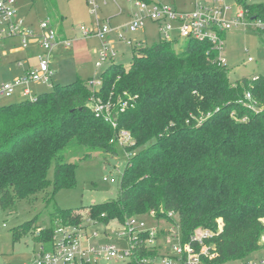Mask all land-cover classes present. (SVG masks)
Wrapping results in <instances>:
<instances>
[{
  "label": "trees",
  "instance_id": "16d2710c",
  "mask_svg": "<svg viewBox=\"0 0 264 264\" xmlns=\"http://www.w3.org/2000/svg\"><path fill=\"white\" fill-rule=\"evenodd\" d=\"M238 3L249 15L264 17V3ZM172 43L161 39L138 46L131 65L113 63L95 90L77 79L54 84L37 101L0 104L1 202L52 184L54 190L73 187L77 165L65 161L64 152L72 148L117 155L120 130L126 129L133 143L124 146L129 156L119 195L91 204L92 220L123 224L133 215L154 211L156 218L174 222L184 241L207 228L215 235L206 243L218 255L206 258V264L247 260L262 248L264 76L235 83L207 40L187 39L180 51ZM248 91L255 108L242 101ZM93 98L112 104L117 128L96 115ZM54 163L52 181L48 175ZM81 211L56 210L52 224L40 227L36 240L49 248L58 227L83 222ZM145 249L136 253L141 258L154 255Z\"/></svg>",
  "mask_w": 264,
  "mask_h": 264
},
{
  "label": "rangeland",
  "instance_id": "374dc122",
  "mask_svg": "<svg viewBox=\"0 0 264 264\" xmlns=\"http://www.w3.org/2000/svg\"><path fill=\"white\" fill-rule=\"evenodd\" d=\"M161 1L169 3L179 10L194 8L192 5L194 0ZM246 1L248 4L264 3V0ZM100 2L99 16H96L92 12L88 0H17L16 8L20 16L26 19V24L33 23L35 25L42 20L51 19L55 27H59V23H62L63 27L68 29V33L70 30L72 31V35L70 33L67 36L68 38H75V34L82 35L78 39H72L73 43L67 49V54H64L62 59L61 57L60 60L57 59L58 62L55 61L56 76H54L53 84L68 83L81 79L88 87L98 88L100 86L99 77L113 63H121L125 67L131 65L134 59V47L127 45L125 43L126 39L135 41L136 37L141 38L146 46L154 45L162 39L159 25L150 19H147L145 28L135 32H130L127 29L132 14L137 10L131 0H122L119 5L114 2L105 4L102 3V0ZM225 3L231 6L227 17L231 20L236 18L240 9L238 0H225ZM120 6L123 10L120 9ZM103 19H110L111 25L114 27L107 41L109 42L111 39V44L118 50V55L114 57L115 59L113 58V62L108 59L100 68H97L96 63L99 54L95 50L100 49L102 44H100L95 33L89 38L83 37L80 27L85 26L87 29L95 30L97 23L103 21ZM119 29H121L125 39L120 38ZM178 34V32H174V35ZM17 39L19 38H16V41ZM10 41L6 42V53H0V84L14 81L20 77L22 72L24 74L27 68L25 63L20 64L15 59L23 51H18L12 43L8 44ZM186 41L185 38L173 41L174 49L180 51ZM78 42H81L84 47L81 48L80 46L79 48ZM75 45L77 47L76 52H74ZM222 57L228 66L230 79L235 83L244 77L252 79L256 75L264 76V29H259L255 24L249 22L234 25L225 34V48ZM250 58L252 61H250ZM36 64L37 59H33L32 67ZM91 79L96 80L95 85L90 84ZM19 88L17 89L19 90ZM17 89L9 96L1 95L0 104L7 105L14 99L18 100ZM41 89H46L44 93H47L53 90V86L47 87L46 84V87ZM260 107L264 108V103ZM89 152L88 150L76 151L70 148L63 154L65 161L77 165L76 181L73 187H60L54 190L52 184L45 191L25 198L12 199L4 204L1 202L0 197V264H29L34 251L40 245L36 240L39 228L49 227L52 224V214L58 209H73L74 211L82 209L81 214L83 216L81 215V219L83 222L79 226L89 234L94 233V231L98 232V237L92 238V243L113 242L121 248L130 247L132 240L124 233V223H120L117 219H111L108 223L98 222L89 217L88 211V207L93 203H101L118 197L120 182L128 161L129 152L122 145H120L117 155L106 154L101 151ZM48 176L54 181L55 163L51 167ZM105 176L114 178L115 181H105ZM136 216L145 222L144 229H157L160 233L163 232L155 241L156 244H166L165 239L162 237L171 235L169 231L172 229L178 231L174 222L163 217L156 218L150 212L136 214L132 217ZM30 221L33 222V226L28 227L26 223ZM218 223L222 225L224 223L223 219L220 218ZM122 233L123 235H121ZM176 243L180 242L174 239L173 245ZM143 250L140 249V251ZM145 250L154 254L148 257V259L154 258V260L144 262L142 259L147 257L141 258L139 252H137L134 256L111 261L100 260L99 262H93V264H164L163 255L166 253L174 254L172 247L165 246L161 249L148 250L146 248ZM247 261L260 264L264 262V246L250 254Z\"/></svg>",
  "mask_w": 264,
  "mask_h": 264
},
{
  "label": "built area",
  "instance_id": "2783aa9c",
  "mask_svg": "<svg viewBox=\"0 0 264 264\" xmlns=\"http://www.w3.org/2000/svg\"><path fill=\"white\" fill-rule=\"evenodd\" d=\"M101 0H88L92 7V12L99 16ZM108 0H102L107 2ZM119 2L121 0H112ZM129 1V0H128ZM137 10L132 20L127 24L130 32L138 31L146 27L147 19L156 22L160 27L162 39L166 41H175L179 38L207 40L212 49L218 54L217 58L224 61L222 54L225 48V34L234 25L249 22L255 24L259 29H264V17L256 18L249 15L240 5V9L236 18L232 20L227 17V13L231 6L225 3V0H194L192 2L193 9L179 10L169 3L161 0H131ZM17 0H0V53H6V42L20 39V48H27L36 40L41 47V51L37 55V66L29 69L25 74L18 77L14 81L2 82L0 84V96L11 95L18 87L24 89V94L31 101H37L38 96L32 94L31 84L39 82L52 85L53 70L51 68L52 53L58 41L57 31L52 24L51 19L42 20L40 30L36 31L26 24V19L18 13L16 8ZM114 27L110 20L98 22L96 29H87L81 26V30L86 35L96 34L102 40V47L99 50V59L96 66L100 68L103 63L117 56L116 49L108 42L109 34ZM120 32V33H119ZM121 39H125L124 34L119 31ZM178 32V35H174ZM129 45L140 46L142 43L132 39H126ZM69 45V41H65ZM250 61L252 59L250 58ZM90 84H96L95 79L90 80ZM100 84V82H99ZM97 87H94V90ZM250 107H256L255 99L252 92H246L242 100ZM97 116H102L106 121L110 122L114 128L118 127L117 117L114 113L113 106L110 102H104L100 98H93L91 102ZM127 106L124 102L121 110ZM247 120V117L244 118ZM119 143L122 146L131 145L133 143L132 134L121 129L119 133ZM105 181L114 182V178L104 177ZM150 214L155 216V212ZM124 233L132 240L129 248H121L117 243H92V238L98 237V232L89 234L81 226L58 227L55 233V243L49 248L45 243H40L39 248L34 251V255L29 264H84L99 262L100 260L111 261L128 256H134L137 248L144 247L148 250H155L165 247H172L174 254H164V264H206L205 259L215 258L218 253L215 248L206 243L215 235V233L207 228H202L193 233L189 240L184 241L182 233L172 229L169 231L171 235L163 236L166 244H156L162 233L157 229H144L145 222L140 217H130L124 222ZM222 229L223 224H219ZM123 235V233L121 234ZM177 239L180 243L173 245V240ZM200 245L198 248L197 245ZM154 248V249H153ZM157 256H155L156 258ZM144 262L153 259L144 258ZM216 264H260L252 263L247 260H238L228 263ZM261 264H264L262 262Z\"/></svg>",
  "mask_w": 264,
  "mask_h": 264
},
{
  "label": "crops",
  "instance_id": "0c3cea01",
  "mask_svg": "<svg viewBox=\"0 0 264 264\" xmlns=\"http://www.w3.org/2000/svg\"><path fill=\"white\" fill-rule=\"evenodd\" d=\"M122 1V0H121ZM107 2H114V1H112V0H108ZM106 2V3H107ZM120 2V1H119ZM119 2H114V3H116V4H118L119 5ZM102 3H105V2H102ZM105 3V4H106ZM100 7H101V5H100ZM120 9L121 10H123V8L120 6ZM134 16V14H132V17ZM105 20H107V19H103V21H100V22H104ZM110 20V19H109ZM132 20V19H131ZM130 20V21H131ZM52 21V20H51ZM36 23V22H35ZM41 23V22H40ZM40 23L38 24V23H36L35 25L33 24V23H29V24H27L28 25V27H30V28H32V29H34V30H36V31H38L40 28ZM111 23V22H110ZM34 26V27H33ZM59 27H55V25H54V27H55V29H56V31H57V34H58V41H59V43L57 44V46L55 47V49L53 50V53H52V62H51V68H52V70H53V76H52V85L50 86V85H47V87H52L54 84H53V79H54V76H56V70H55V61L56 62H58V60H60V57H61V59H62V57L64 56V54H67V49H69L70 47H71V45H72V39H75V38H77L78 39V37H82V35L80 34V36L78 35V34H75V38H68L67 36L68 35H70V33H71V35H72V31L70 30V32L68 33V29L67 28H64L63 27V24L62 23H59V25H58ZM80 30H81V27H80ZM82 31V30H81ZM119 31H121V29H119ZM120 33V32H119ZM82 34H83V37H85V38H89V37H91L92 35H86V34H84L83 33V31H82ZM98 37V36H97ZM98 39H99V41H100V44H102L103 42H102V40L98 37ZM140 39V40H139ZM64 40L65 41H69L70 42V44L69 45H66L65 43H64ZM113 40V39H112ZM10 41V40H9ZM18 41H19V43H18ZM135 41L136 42H140V43H142V45H145L144 43H143V40L141 39V38H138V37H136V39H135ZM110 43H111V39H110V41H109ZM13 44V46H14V48H17V50L18 51H23V53L22 54H19V55H17L16 57H15V59L17 60V61H19V63L20 64H22V63H25V65L27 66V68H26V71H25V73L27 72V69L31 66L32 67V61H33V59H37V55H38V53L41 51V47L39 46V44H38V42L36 41V40H34L32 43H31V45L29 46V47H27V49L26 48H20V46H19V44H20V40L19 39H17V41H16V39H14V40H11L10 41V43H8V44ZM127 45H129L128 43H127V40H126V42H125ZM85 44V43H84ZM80 46H81V48H83L84 47V45H82V43L81 42H78V47L80 48ZM130 46H132V47H134V53H135V48L137 47V46H133V45H130ZM102 47V46H101ZM7 49V48H6ZM101 49V48H100ZM100 49H96L95 50V52L97 53V54H99V50ZM76 50H77V47H76V45H75V48H74V52H76ZM116 51H117V55H118V50L116 49ZM117 57V56H116ZM58 59V60H57ZM115 59V58H114ZM114 59H112L111 61L113 62V60ZM13 62V61H12ZM37 64H38V62H37ZM37 64L34 66V67H36L37 66ZM54 65V66H53ZM31 67H30V69H31ZM33 68V67H32ZM98 68V67H97ZM24 73V74H25ZM23 75V72L20 74V76H22ZM75 81V80H74ZM68 83H70V82H68ZM68 83H60V84H68ZM42 87H46V84H43V83H39V82H34V83H32L31 84V90H32V94L33 95H36V96H39L40 94H42V93H44V91L46 90V89H41ZM18 90V89H17ZM17 96L19 97L18 98V100H13L11 103H16V102H21V101H23V100H26V99H29L28 98V96H26L25 94H24V89L23 88H19V90L17 91ZM25 97H26V99H25ZM30 100V99H29Z\"/></svg>",
  "mask_w": 264,
  "mask_h": 264
}]
</instances>
